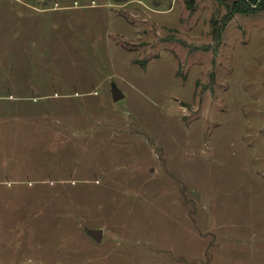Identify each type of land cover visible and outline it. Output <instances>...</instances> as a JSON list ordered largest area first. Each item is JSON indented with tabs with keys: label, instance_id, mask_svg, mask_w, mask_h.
Segmentation results:
<instances>
[{
	"label": "rangeland",
	"instance_id": "rangeland-1",
	"mask_svg": "<svg viewBox=\"0 0 264 264\" xmlns=\"http://www.w3.org/2000/svg\"><path fill=\"white\" fill-rule=\"evenodd\" d=\"M241 1L0 0V264H264Z\"/></svg>",
	"mask_w": 264,
	"mask_h": 264
},
{
	"label": "water",
	"instance_id": "water-1",
	"mask_svg": "<svg viewBox=\"0 0 264 264\" xmlns=\"http://www.w3.org/2000/svg\"><path fill=\"white\" fill-rule=\"evenodd\" d=\"M112 87V96H113V101L115 103L123 100L125 98V95L123 92L119 89L118 85L113 82L111 84ZM103 230H89L88 235L92 237L96 242L100 243L103 239Z\"/></svg>",
	"mask_w": 264,
	"mask_h": 264
},
{
	"label": "trees",
	"instance_id": "trees-1",
	"mask_svg": "<svg viewBox=\"0 0 264 264\" xmlns=\"http://www.w3.org/2000/svg\"><path fill=\"white\" fill-rule=\"evenodd\" d=\"M252 4H256L257 2H264V0H249ZM250 2H244V1H241V4L240 5H236L234 7V10L236 13H241V14H247V13H252L254 12V9L250 6ZM232 11V12H233ZM234 12V13H235Z\"/></svg>",
	"mask_w": 264,
	"mask_h": 264
}]
</instances>
